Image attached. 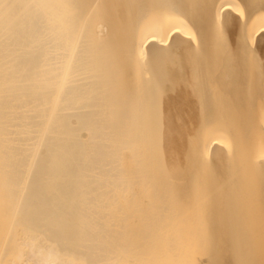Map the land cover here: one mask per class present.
<instances>
[{
    "label": "bare ground",
    "instance_id": "bare-ground-1",
    "mask_svg": "<svg viewBox=\"0 0 264 264\" xmlns=\"http://www.w3.org/2000/svg\"><path fill=\"white\" fill-rule=\"evenodd\" d=\"M263 102L264 0H0V264H264Z\"/></svg>",
    "mask_w": 264,
    "mask_h": 264
},
{
    "label": "rangeland",
    "instance_id": "rangeland-1",
    "mask_svg": "<svg viewBox=\"0 0 264 264\" xmlns=\"http://www.w3.org/2000/svg\"><path fill=\"white\" fill-rule=\"evenodd\" d=\"M263 103H264V102H263ZM262 110H264V108H263ZM262 110H261V111H262ZM262 112H264V111H262ZM263 114H264V113H263ZM263 121H264V117H263ZM259 126H260V123H259ZM259 126H258V127H259ZM260 127H261L262 129H261ZM260 127H259V128L256 130V132L254 133L253 140H254L255 142H254V141H253V142L256 143L254 146L257 147V148H256V152H258V153H257L258 158H259V157H260V158H264V124L262 123ZM257 142H258V143H257ZM227 143H228V141H227L226 143H224V145L227 144ZM229 144L231 145V143H229ZM229 144H227V145L230 146ZM231 146H232V145H231ZM231 146H230V147H231ZM225 147H226V146H225ZM227 149H229V147H228ZM231 149H232V148H231ZM254 157H255V156H254ZM32 170H33V169H32ZM33 171H36V170H33ZM36 173H37V171H36V172H33V175L30 176V179L33 178L34 176H36V175H35ZM31 174H32V172H31ZM28 182H30V181H28ZM28 182H27V186H25L24 189L22 190V195H23V196L29 195V192H30V189H29V186H30V185H29V184H31V182H30V183H28ZM23 193H24V194H23ZM245 195L247 196V194L244 193L243 196H244L245 200L242 198L241 204L244 205V206H247V204H248L247 201H246V198H247V197H245ZM247 200H248V198H247ZM14 208H15L16 210H15ZM14 208H13V209H14L16 212L12 210V211H13V212L11 211V212H12V213H11L12 215H13V214H14V215H15V214L17 215L18 212L20 213V211H18L20 207L17 209V206H15ZM20 210H22V208H21ZM17 211H18V212H17ZM14 212H15V213H14ZM12 215H11V216H12ZM14 215H13V216H14ZM16 215H15V216H16ZM20 215H21V217H22V216L24 215V213H22V214H20ZM20 215H19V216H20ZM13 216L10 217V222H9V223H11V225L8 223V224H9L8 227H9V228L11 227V228H10L11 231L8 230V232H9V231H10V232L8 233L7 238L5 239V240H6V241H5V247H7L8 245H9V246H13V245L15 244V241L17 240V237H18L17 235L20 234V232H23L25 225H26V227H27V228L25 227V231H26V229H27V231H30L31 228L33 229V228L35 227V226H33V224H31V223H30V224L27 223V221H26V216H23V219L20 218V219L23 220V221H22V220H19L20 222L18 221V219H19L18 217H15V216L13 217ZM17 216H18V215H17ZM14 218H16L17 220L14 219ZM12 219H14V220L12 221ZM24 219H25V220H24ZM41 221H42V220H39V223L41 224V227H40V228H38V226L35 227L36 229H38V230H36V231L42 230L43 233H44L45 235H47L51 230H53L54 232H56V230H57V228H58L57 225L54 224V225L50 226V227H52V228H50V229H51V230H50L49 227L46 226L45 223H42ZM12 222H13V223H12ZM24 223H25V224H24ZM15 224H16V225H15ZM14 225H15V227H14ZM18 225H21V226L23 225V226H22V227L20 226L19 228H16ZM28 225H29V226H28ZM42 225L45 226V229H44V230H43L44 227H43ZM30 226H31V227H30ZM32 226H33V227H32ZM29 227H30V228H29ZM9 228H8V229H9ZM14 228H16V229L14 230ZM20 228L23 229V230H20ZM35 228H34L33 230H35ZM12 229H13V230H12ZM28 229H29V230H28ZM33 230H31V231H33ZM49 230H50V231H49ZM179 230H180V227H179ZM19 231H20V232H19ZM11 232H12V233H11ZM15 232H17V233H15ZM11 234H12V235H11ZM62 234H63V233H62ZM15 235H16V236H15ZM10 236H11V237H10ZM176 236L178 237L179 234L177 233ZM15 237H16V239H15ZM54 239L57 240L56 243L58 244V246L62 245V243H63V245H64L65 242H66V241H65L66 238H64V240H63L61 234H60L59 237H54ZM61 240H62L63 242H62ZM8 241H9V242H8ZM60 242H61V243H60ZM7 243H8V244H7ZM12 243H13V244H12ZM11 244H12V245H11ZM173 248H174V247H173ZM123 251H124V253L126 252V254H125L126 256H127V255H128L129 257L132 256V255L130 256V255L128 254V253H131L129 250H123ZM123 251L120 252L121 255H118V256L115 258L114 263H112V264H121V260L123 261V260H124V257H125V255H123L124 253H122ZM127 252H128V253H127ZM60 254H61V255H60ZM60 254H59V256H61V257H63V258H65V257L67 258V255H65V253H64V254L60 253ZM62 255H63V256H62ZM119 256H120V257L122 256V257L119 258ZM129 257H126V258H129ZM66 258H65V259H66ZM122 258H123V259H122ZM126 258H125L124 261H125L126 263H129V264L131 263V264H132V262H133V257L129 258L130 260H129V259L126 260ZM73 259H74V258H73ZM75 260L78 261L77 259H75ZM81 260H82V259H79V261H81ZM128 260H129V261H128ZM119 261H120V262H119ZM131 261H132V262H131ZM125 262H124V263H125ZM124 263H123V264H124ZM126 263H125V264H126Z\"/></svg>",
    "mask_w": 264,
    "mask_h": 264
}]
</instances>
